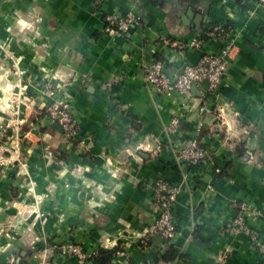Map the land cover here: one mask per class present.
<instances>
[{
    "label": "crops",
    "instance_id": "crops-1",
    "mask_svg": "<svg viewBox=\"0 0 264 264\" xmlns=\"http://www.w3.org/2000/svg\"><path fill=\"white\" fill-rule=\"evenodd\" d=\"M131 10L143 15L144 25L128 35L105 32L108 14ZM198 14L204 15L199 24ZM229 24L236 47L228 83L211 102L213 111L204 113L200 134L211 155L188 165L164 129L181 99L154 95L144 66L162 61L175 77L205 52L219 51L227 35L217 34V26ZM195 39L203 40L199 47L191 46ZM53 76L79 124L72 143L45 114L36 118L46 102L44 79ZM208 86L204 80L193 91L183 138L193 134ZM21 92L23 101L7 102ZM17 111L29 133L28 164L23 170L0 165V264H20L44 237L117 248L112 264H264L261 0H0V146L4 125L22 117ZM22 171L30 184L18 178ZM160 175L180 187L178 235L172 242L156 235L145 246L139 239L158 216L153 185ZM28 191L41 198V213L29 208L35 199ZM242 201L250 205L253 237L231 226ZM51 258L80 264L72 256Z\"/></svg>",
    "mask_w": 264,
    "mask_h": 264
},
{
    "label": "built area",
    "instance_id": "built-area-1",
    "mask_svg": "<svg viewBox=\"0 0 264 264\" xmlns=\"http://www.w3.org/2000/svg\"><path fill=\"white\" fill-rule=\"evenodd\" d=\"M261 2L264 4V0H261ZM144 24L143 15L138 11L131 10L125 14H108L104 30L106 33L128 35L134 28ZM226 35L227 40L219 51L205 52L198 63L186 64L175 77L170 76L164 70L162 61L156 60L144 66L143 77L145 84L154 95L161 94L165 97H173L175 95L181 99L179 108L171 115L164 129L169 137H176L174 147L176 155L181 162L188 165H199L207 162L211 155L209 149L202 144L200 134L204 113L213 109L212 103L217 98L219 89L228 83L229 67L234 58L236 46L234 41L230 37L228 38V34ZM202 42L203 40L201 39H195L192 41L191 46L199 47ZM204 80L209 82V86L207 93L201 97L202 104L198 109L200 119L192 131L193 134L183 138L181 125L189 101L193 96L192 86L193 84L198 85ZM44 81L42 96L46 102H43L44 105L37 112L36 118L39 120V115L45 114L51 124L59 127L63 138L67 142L72 143L78 138L79 124L70 101L62 92V83L55 76L45 78ZM7 87L10 88L9 86ZM27 88L26 84H21V90H27ZM22 93H18L15 97L10 95L7 102L16 103L17 101H23V96L25 95ZM16 113L19 114L18 111ZM22 123L23 119L16 117L14 124H5L17 129L16 137L11 139V143L17 152L14 160H18L20 157V146L23 141L20 142L22 133L19 132V129ZM5 138L9 140L10 136L6 135ZM16 139L20 140L15 141ZM3 142L1 146L6 145L5 140ZM5 152L0 151V165L4 160H8V162L11 160L6 158L7 154ZM209 189H213V187L210 185ZM153 191L154 200L158 208V216L150 230L139 239V242L145 246L149 245V241L153 236L158 235L165 242H172L178 235V223L174 205L180 193L179 185L171 183L165 176L160 175L155 180ZM250 214V205L247 201L238 203L231 222L232 229L237 232L250 234L253 237L255 231L249 223ZM41 245L42 247L33 255L36 264H53L51 257L56 253L75 257L80 264H94L93 257L98 251L94 248L87 249L84 243L79 240L51 241L44 237Z\"/></svg>",
    "mask_w": 264,
    "mask_h": 264
},
{
    "label": "rangeland",
    "instance_id": "rangeland-1",
    "mask_svg": "<svg viewBox=\"0 0 264 264\" xmlns=\"http://www.w3.org/2000/svg\"><path fill=\"white\" fill-rule=\"evenodd\" d=\"M23 112L19 111V114L17 116H22L21 118L23 119L24 115L22 114ZM19 118V117H17ZM14 127L13 126H6L4 125V127L2 129H5V132H4V135L6 137V135H9L10 136V139L8 140L7 138L3 137V140H5L6 142V145L5 146H0V151H6L5 154H7L6 158H10L11 160L8 162V160H4L3 163L1 164L2 166H10V165H16L19 167V169L23 170L25 169V166L28 164V161L27 159H25L24 155H23V147H24V142L26 140V137H28L29 133L24 132V128H23V123L20 125V129H19V132L22 133L21 134V140L20 139H16L15 141L17 140H20V142L23 141L22 145L20 146V157L18 160H14L16 157L15 155L17 154L16 152V149L13 147V144L11 143V139H14L16 137V133H17V129H13ZM7 130V131H6ZM24 132V133H23ZM4 142L2 141L1 144H3ZM6 149V150H4ZM47 152H49V150L47 149ZM18 178L20 179V181L22 183H25L24 185H27V184H30L31 180L28 179L27 176H25V174L22 172H20L18 175ZM28 195H31L33 196V198L35 199V204L33 205H30L29 208H31V210H33L34 212H39L41 213V211H39V208H38V205L37 203L39 201H41V198L38 197V195H36L35 193H29V191L27 192ZM30 210V209H29ZM29 210H25V211H29ZM20 214H23L25 211L23 210H19Z\"/></svg>",
    "mask_w": 264,
    "mask_h": 264
},
{
    "label": "trees",
    "instance_id": "trees-1",
    "mask_svg": "<svg viewBox=\"0 0 264 264\" xmlns=\"http://www.w3.org/2000/svg\"><path fill=\"white\" fill-rule=\"evenodd\" d=\"M152 2L154 4H158V5H164V0H152ZM231 26L232 24H229L228 26L226 27H219L217 26L218 30H217V34H222V35H225L227 34L230 29H231ZM216 29V27H215ZM214 31V30H213ZM215 34V35H217ZM204 37L205 38H208L209 37V34L208 33H204ZM36 251H38L42 245L41 244H37L36 245ZM119 249H107V248H104V247H101L98 249L97 253L95 254V256L93 257V263L94 264H112L113 262V258L114 256L116 255V253L118 252ZM34 253L32 252V250H27V253L26 255H22V258H21V261H20V264H34L30 258L31 256L33 255Z\"/></svg>",
    "mask_w": 264,
    "mask_h": 264
},
{
    "label": "water",
    "instance_id": "water-1",
    "mask_svg": "<svg viewBox=\"0 0 264 264\" xmlns=\"http://www.w3.org/2000/svg\"><path fill=\"white\" fill-rule=\"evenodd\" d=\"M204 18V15L203 14H198L196 15V22L197 24H199V22H201ZM200 31H202V29H199ZM198 89V85L197 84H193L192 86V90L195 91Z\"/></svg>",
    "mask_w": 264,
    "mask_h": 264
}]
</instances>
